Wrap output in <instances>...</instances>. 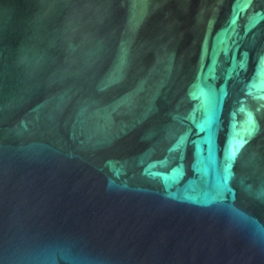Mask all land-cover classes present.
<instances>
[{"label":"water","instance_id":"obj_1","mask_svg":"<svg viewBox=\"0 0 264 264\" xmlns=\"http://www.w3.org/2000/svg\"><path fill=\"white\" fill-rule=\"evenodd\" d=\"M0 264H264V0H0Z\"/></svg>","mask_w":264,"mask_h":264}]
</instances>
